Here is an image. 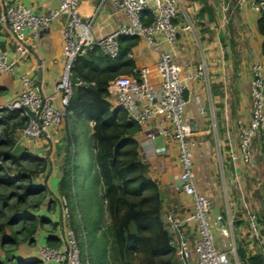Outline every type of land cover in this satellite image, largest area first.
Instances as JSON below:
<instances>
[{
	"label": "built area",
	"instance_id": "1",
	"mask_svg": "<svg viewBox=\"0 0 264 264\" xmlns=\"http://www.w3.org/2000/svg\"><path fill=\"white\" fill-rule=\"evenodd\" d=\"M81 0H60L59 5L49 13L36 14L19 0H1L0 26L7 28L15 42L16 58L0 50V74H14L19 61L30 56L26 44L27 32L38 35L52 26L60 18H65L63 30L65 64L52 95H45L42 86L28 73L20 75L21 91L16 100L0 108L21 109L27 107L34 116L28 117L23 136L39 140L51 136V130L59 128L67 120L68 106L74 95L75 85L82 83L72 79V66L78 56L87 53L95 46L108 56L115 58L120 53L119 37L122 35L144 38L158 55L156 70L159 87L150 84L151 70L143 67L133 74H121L108 84V92L114 105L122 106L130 118L142 127L157 116H163L171 127V136L177 144L181 170L178 176V189L192 198V208L184 215L168 212L165 224L172 234L171 244L176 249L179 264H230L227 254L239 264L234 217L236 210L230 197H227L226 211L217 207L213 200L198 189L194 172V158L209 154L204 149V140L195 139L191 124L186 121L185 106L190 100L189 86L185 83L182 66L174 61L173 52L164 49L165 43L177 39V25L182 0H102L115 9L123 11L129 21L119 25L114 31L98 37L94 25L99 8L90 17L80 13ZM250 5L260 18L264 17V0H223L222 19L227 22L235 8ZM148 11V13H147ZM131 57L132 54L129 53ZM195 78L207 82L211 91L208 63L204 57L198 65ZM251 114L247 123L239 128V147L230 145L229 159L234 163V181L243 194L242 170L255 166V144L262 142L264 153V59L251 67L250 81ZM214 113V112H213ZM214 130L217 126L214 125ZM224 168V167H223ZM225 168L223 173L225 174ZM239 190V191H240ZM65 199H62V201ZM244 213L249 227V237L253 251L264 255L263 226L257 214L247 205ZM64 209V208H63ZM65 210V209H64ZM60 246L39 245L43 262L56 261L60 264H85L82 260L77 235L66 218L61 219ZM218 236L222 237L219 242ZM264 264V263H263Z\"/></svg>",
	"mask_w": 264,
	"mask_h": 264
},
{
	"label": "crops",
	"instance_id": "2",
	"mask_svg": "<svg viewBox=\"0 0 264 264\" xmlns=\"http://www.w3.org/2000/svg\"><path fill=\"white\" fill-rule=\"evenodd\" d=\"M101 1L81 0L80 13L82 16L90 17L99 8ZM19 2L30 7L36 14H46L54 10L59 5L60 0H19ZM1 9L0 2V11ZM234 13L235 26L232 31L230 25L225 26L222 19L221 0H208V7L200 0H182V11L175 20L178 30L177 39L174 43L164 44V49H170L173 52L174 61L182 66L183 76L187 77L185 83L189 86L188 95L190 100L185 106V119L193 127L196 139L204 140V149L209 150V154L196 155L194 158V172L197 177L198 189L209 196L215 205L223 211V200L227 197H234L232 191L226 188L224 179L227 181L228 178V181L233 182L234 170L228 164L223 176L220 164L217 165L211 160L213 152L211 141L207 138V135L211 132L209 119L212 118L213 112L216 117H220L218 119L221 123L218 136L222 135L220 136V142L224 143L222 151H224L225 156L229 157L231 148L228 144L231 143L226 139V133H229L226 132V129L229 130V124L224 121L234 118L231 109L227 108L229 104H232L233 85L230 82L231 78L236 76V68H238L239 80L243 82L234 83L237 84L238 89H236L239 90L237 95L240 101V109L243 112L247 110L250 115L251 67L254 63L264 59V35L259 31L260 17L252 11L250 5L237 8ZM128 21V16L123 11L115 9L111 2L106 1L97 13L94 31L98 37H102ZM64 27L65 18L62 17L38 35L32 31L27 32L26 44L30 49L29 58L17 63L14 74H0V108L18 98L22 88L20 75L23 73L33 76L42 86L45 95L54 93L56 83L61 77L65 64ZM225 47H228V49L225 50ZM0 50L6 52L10 58H16L13 37L7 28L2 26H0ZM130 53L136 69L149 67L151 70L150 84L154 88L159 87L160 79L156 70L159 53L144 38L140 37ZM236 54L240 60L238 65L235 64L233 58ZM204 57L208 63L211 91L208 89L207 82L194 77L198 65ZM235 84L234 88L236 87ZM241 110L238 112L241 113ZM76 124L84 128L83 132L85 129L89 130L87 134L90 136L92 123L77 121ZM77 125L76 127L79 129ZM223 127H225V130L222 129ZM66 131L65 127L55 128L51 130L50 137H43L34 141L25 137L28 138L25 142H28L24 144H28L26 146L33 150L32 152H37L42 156L48 155L51 157L50 150L53 148V155L57 153L55 158L62 162L65 151L60 146L67 142V140H64L67 137ZM171 132V127L166 118L157 116L143 126L137 135L141 155L149 165V174L160 184L164 199V221L168 212L184 215L192 208V198L178 189V176L181 166L178 147L171 136ZM84 136L82 137L83 146L86 143ZM226 171L230 172V175H227ZM52 172L48 177L54 176L55 180L59 182L60 176L58 173ZM49 178L47 180L48 189ZM60 196L59 193L56 196V193L50 190L45 201L46 204L39 211V214H44L50 218L48 221H52L55 225V231L41 229L36 236L30 238L32 242L22 243V249L20 250V247H18L17 256L21 258L20 253L24 255L26 253V261L28 262L39 261V264H60L54 260L42 261L39 254V242L37 246H31L34 241L41 238L40 234L44 235V242H46L44 245H48L47 238L49 235L60 238L58 228L62 219ZM233 205L237 211L235 201ZM218 239L219 242L222 241L221 236H218ZM248 239L250 240V237ZM40 243L42 242L40 241ZM249 245L253 251L254 245L251 241Z\"/></svg>",
	"mask_w": 264,
	"mask_h": 264
},
{
	"label": "trees",
	"instance_id": "3",
	"mask_svg": "<svg viewBox=\"0 0 264 264\" xmlns=\"http://www.w3.org/2000/svg\"><path fill=\"white\" fill-rule=\"evenodd\" d=\"M200 1L208 7V0ZM259 31L264 35V17L259 19ZM138 38L120 36V53L115 58L108 56L100 47L95 46L87 53L78 56L71 69L73 81L82 83L74 87V95L67 108V119L74 118L76 122L93 124L89 136L92 147L89 171L103 201V209H100L98 215L101 218L103 210V238L101 243L94 238L89 243L83 241V248L87 246L90 251L86 264H179L176 249L171 244L172 234L163 220L164 199L160 184L150 176L149 165L141 155L137 135L142 130V126L130 118L122 106L114 105L108 92V84L113 78L121 74H133L135 70L136 73L138 72L134 60L129 57ZM13 120L14 123L11 124ZM27 121L28 117L21 109L2 110L0 127H3L6 141L1 143L5 144L7 149L0 148V158L5 165L8 160L37 161V167L41 168L38 171L44 172L50 163L48 157L26 151L19 156L12 152L17 139L8 131L24 129ZM71 138H73L71 135L67 136L70 143ZM70 143L67 144L68 153L65 160V167L68 168H65L59 180L61 196L73 193L75 177L82 168L81 163L77 162V157L74 158ZM79 144L83 145V143ZM84 144L89 147V144ZM5 168L10 172L12 170L11 167L0 165V182L8 185L16 183L17 186L22 185L25 191L20 196L21 200L27 199L30 194L48 190L46 185H34L30 180L25 181L29 179V170L28 173L17 171V174H13L6 172ZM20 181L26 183H18ZM7 198H9L8 195L0 194V199ZM40 202L41 200L36 205L38 206ZM16 206L19 207V205ZM27 209L24 208V210ZM239 210L242 213L238 214L239 217L235 222L239 230L237 241L239 264H263L264 255L252 251L249 247L251 240L248 236L245 238L246 235L243 233L246 219L244 208L240 206L237 211ZM37 214L24 211L20 217L0 224V228L3 225L10 227L11 235L8 240L19 247L22 241L17 236L18 232L13 231L12 225L18 220L22 221L19 232H24L25 239L32 242L30 238L47 222L41 214ZM28 220H31L29 226L26 225ZM99 224L96 225V229L101 226ZM60 243V238L54 235H49L47 238L49 246L58 247ZM4 244L5 242L2 243ZM82 252L84 253V249ZM1 260L5 261H1L0 264H39V261L28 262L15 253L9 257L4 256Z\"/></svg>",
	"mask_w": 264,
	"mask_h": 264
},
{
	"label": "rangeland",
	"instance_id": "4",
	"mask_svg": "<svg viewBox=\"0 0 264 264\" xmlns=\"http://www.w3.org/2000/svg\"><path fill=\"white\" fill-rule=\"evenodd\" d=\"M236 10L237 8H235L232 13H229L230 18L227 22L224 23L225 26L230 25L232 31L234 30V26H235L233 18L235 16L234 12H236ZM181 11H182V8H181ZM236 32H237V28H236ZM224 49L226 50L228 49V47H225ZM233 58H234V61L236 62L235 64L238 65L240 63L239 56L236 54L235 57L233 56ZM237 70L238 68H236V76L232 77L230 81L232 82L231 85H233L232 96H231L232 104H229V106L227 107L228 109H231V111L233 112L232 117L234 118H232V120L224 121L226 123L228 122L229 124V130L226 129V132H229V133H226V139L229 141V143H232V147H234L235 149L239 147V141H240L239 128L241 124L247 123L250 118V115L247 110L243 112V110L240 109V103H239L240 101L237 95L239 90H237L238 87H237V84L235 83L239 81L240 82H243V81L239 80V74ZM234 84L236 85L235 88H234ZM240 110L242 111L241 113L238 112ZM211 117L212 118L209 119L211 132L210 134L207 135L208 136L207 138L210 139L211 141L212 152L214 154V156L212 154L211 160L213 161V163H216L217 165L220 164V170L222 171V173H223L224 168L226 170V167H228V164H230V168L232 167V170H233L234 163L230 161V159L227 156H225L224 151H222V147L224 144L220 142V139H221L220 136L222 135L220 134L218 136V130H220V124H221L219 123L218 119L220 117L219 116L216 117L215 113H213ZM10 123L13 124L14 120L11 121ZM76 125L77 124H76L75 119L70 118V119H67L66 122L60 126V127H65L67 129L66 136L71 135L73 137L71 138L72 142L71 143L68 142V139H66L67 137L64 138V140L65 141L67 140V142L66 144H63V146H60V148L62 149L64 148L63 150L65 151V155H63L62 162L55 158L57 153L53 155L52 153L53 148L50 150V155L52 154L51 157L48 155H44L45 157H48L49 162H50L44 172L38 171V169H41V168L37 167V164H36L37 161H26L25 159H20L19 162H12V160H8L5 165L3 159L0 158V165L4 167H11L12 168L11 172L6 168H5V171L13 173V174H17V171H23V172L28 173V170H29L30 175H28L29 179L28 178L25 179L26 182L30 180L34 185H40V186L46 185L47 187V180L49 178V177H46L47 173L50 176L53 173L52 171H55V173H58V175L61 177L65 171V168H68V167H65L66 155L68 153L67 143H70L72 145L73 147L72 151L74 154V158L77 157V162L81 163L82 168L79 174L76 175L75 177L76 183L72 186L73 193H69L67 194V196H63V195L60 196L59 202H60V206L62 209V217L66 218V221H69L71 229L77 235L80 250L81 248L82 250L84 249V253L82 252L81 255H82V260L86 264V262H88L87 257L88 256L90 257V254H89L90 251L87 246L83 248L84 246L83 241L89 243V241H91V239L94 238V239H97L98 242L101 243V240L103 238V210H102L101 218L98 216L100 209H103L102 207L103 201H102L101 194L97 190L98 189L97 185L93 183V177L89 171L91 152H92V149H91L92 147L90 146L91 145L90 138H89V135L87 134L89 130L85 129L83 132L84 128L81 127L80 125H77L79 126V129H78ZM214 125L217 126V130H214ZM222 129L225 130V127H223ZM10 130L11 131H8V133L16 137L17 139L15 147L12 148V152L15 155L20 156L23 153V151L31 152L35 155H39V153L37 152H32L33 150H30L28 146H26L28 144H24L28 142V141L25 142L26 140H28V138H25L23 136V132H22L23 130L21 129L20 130L16 129L15 131H13L14 129H10ZM83 135H85L84 141L87 144H89V147H86L85 144H84V147L83 145L81 146L79 144L82 141ZM196 138L197 137L195 136V139ZM4 141H6V135L3 134V127H0V148L1 149H7V146L1 143ZM228 146L230 147L229 144ZM255 151H256L255 152V166L251 168L245 167L242 170L243 179H242L241 188H242L243 194L241 193V190L238 188L239 185L237 182L235 181L231 182L230 180L228 181V178H227V181L226 179H224V183H225L226 188L228 190L230 189V191H232L234 195L233 198L230 197L229 202L235 201V205L237 209H239L240 206L242 208L245 205H247L252 211H254L257 214V216L260 219V223L264 227V153H263L262 142L260 139H258L257 143L255 144ZM22 168H25L27 170L22 169ZM226 174L230 175V172L226 171ZM223 176H224V173H223ZM55 179L56 178L54 176L49 178V189L48 190L46 189V191L42 193L30 194V196L27 199H24V201L20 199V196L25 191L22 185L17 186V183L15 185H8L6 183L0 182V194L3 196L8 195L9 197L5 200L0 199V224H3V222H6L10 219H16L17 217H20V215L24 211H32L35 214L36 213L39 214L41 207L44 204H46L45 201L47 200L49 191L51 190L53 193H56V196H57V193H59V182L60 181L57 182ZM26 182L20 181L18 183L25 184ZM62 199H65V200L62 201ZM39 200H41V202L37 206L36 204ZM226 202H227V199L223 200L224 211L227 210ZM14 204L19 205V207ZM231 206H233V204H231ZM24 208H28V209L24 210ZM239 213L241 214L242 211L239 210L236 212V215L234 217V226H235V222L237 218L239 217L238 216ZM41 216L45 218L47 222H45L42 228L40 227L37 229V231L34 233V236H36L38 231H40L41 229H49L52 231H55L56 229L52 221L51 222L48 221L50 220V218H48L44 214H42ZM247 223L248 222L245 219L244 232H243L244 235H246L245 238L247 236L249 238V227ZM22 224H23L22 221L18 220L17 223H14L12 225L13 227L12 229H14L13 230L14 232L16 231L18 232L17 236L19 240L22 241V243L28 244L30 242L25 239V233L19 232ZM29 224H31V220H28L26 225L29 226ZM98 224L101 226H98L96 229V225ZM10 229L11 228L6 225L1 226L0 228V262L5 261V260H1L4 256L9 257L12 253L16 254L18 250L16 243H13L11 242V240H8L9 235H11ZM60 231H62L61 228H59V232ZM263 233H264V228H263ZM235 234H236V239L238 241L239 230L237 226H235ZM40 237L41 238H39V240L37 239V241H34L31 244L32 247L37 246L38 242L40 245H44L46 243L44 242L45 241L44 235L40 234ZM40 241L42 243H40ZM4 242L5 244L2 245V243ZM22 243H20L19 245L20 247L19 250L22 249ZM20 254L22 255L21 256L22 259L24 260L27 259L26 253L25 255L23 253H20ZM227 258L229 259L230 264H236L235 261L233 260L232 254H227ZM178 263H179V260H178Z\"/></svg>",
	"mask_w": 264,
	"mask_h": 264
},
{
	"label": "water",
	"instance_id": "5",
	"mask_svg": "<svg viewBox=\"0 0 264 264\" xmlns=\"http://www.w3.org/2000/svg\"><path fill=\"white\" fill-rule=\"evenodd\" d=\"M23 110L27 113L28 116L33 117L34 114L32 111H30L27 107H23Z\"/></svg>",
	"mask_w": 264,
	"mask_h": 264
}]
</instances>
